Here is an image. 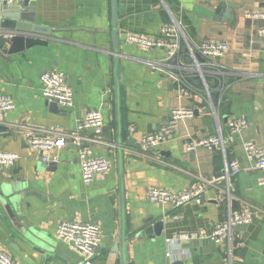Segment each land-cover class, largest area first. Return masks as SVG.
<instances>
[{
  "label": "crops",
  "instance_id": "obj_1",
  "mask_svg": "<svg viewBox=\"0 0 264 264\" xmlns=\"http://www.w3.org/2000/svg\"><path fill=\"white\" fill-rule=\"evenodd\" d=\"M23 9L33 10L51 33L32 35L47 44L14 53L0 50V95L16 103L0 122L7 126L0 130V151L19 155L13 166L0 167V186L15 199L12 208L21 226L0 222V252L18 264H81L73 245L56 238L60 223L80 221L101 228L94 264H123V253L126 264H264L263 173L245 151L248 143L264 147V19L248 16L264 12V0H117L116 10L112 0H29V8ZM167 27L180 30L192 45L206 40L230 44L220 60L221 91L211 69L200 61L211 87L208 95L185 48L180 76L188 85L169 75L178 69H172L165 50L125 41L128 34L159 37ZM115 57L120 60V109ZM51 70L62 74L73 90L72 106L50 107L42 77ZM178 108L195 115L179 123L172 140L143 148L142 138L156 133ZM93 110L104 117L103 132L86 129L79 137L94 156L109 161L110 169L84 183L77 147L69 139L58 161L49 164L29 140L75 132ZM234 118H245L249 127L233 133L228 122ZM220 133L226 158L242 169L229 182L222 179L225 157L220 148L185 149L189 139ZM199 185H207L202 198L177 210L147 197L151 188L179 194ZM228 191L232 212L253 216L250 224L234 227L231 245L184 239L182 235L210 232L228 221ZM151 227L160 235L155 230L143 236Z\"/></svg>",
  "mask_w": 264,
  "mask_h": 264
},
{
  "label": "built area",
  "instance_id": "obj_2",
  "mask_svg": "<svg viewBox=\"0 0 264 264\" xmlns=\"http://www.w3.org/2000/svg\"><path fill=\"white\" fill-rule=\"evenodd\" d=\"M17 0H0V6L4 3L10 5ZM251 18H263L264 12L254 11L248 14ZM128 44L139 46L143 49L160 48L167 52L168 59L172 62V69L169 75L177 82L187 84L181 74L183 65V49L185 48L193 63V71L200 74L201 82L205 90L211 96V87L202 70V64L197 54L206 59L205 64L211 69L213 77L219 85L218 90L224 86V77L221 74L223 68L220 60L230 51L231 46L227 42L206 40L199 44L192 45L184 34L175 28L162 29L159 37H144L134 34H128L125 37ZM192 89V86H188ZM42 92L49 102L56 101L58 106L67 108L73 105L74 92L68 85L65 77L56 70L47 71L42 77ZM16 108L14 99L9 95H0V122ZM195 112L191 109L178 108L172 111L171 119L159 128L156 133L145 135L141 144L142 147L156 148L163 142L172 140L181 121L194 117ZM229 127L233 133H240L249 127V122L245 118H234L229 120ZM104 128V117L101 111H90L80 123L78 129L71 133H61L55 137H32L29 140L30 147L41 153V159L44 163L57 162L58 153L67 146L68 139L77 147L78 159L81 167L82 180L84 183L92 182L98 175H101L110 169L109 161L104 157L94 156L93 150L89 146H84L79 137V131L92 130L96 135H101ZM134 131V128L131 127ZM220 148L224 154V171L222 179L229 182L241 172V165L238 161L228 160L225 152V141L223 135L208 136L202 139H189L185 143L187 151H195L197 148ZM247 157L255 163L258 170L263 173L260 184L264 185V147H258L252 143L245 146ZM19 155L12 151H0V167H11L18 160ZM207 190V185H199L188 191L176 194L166 189L151 188L148 191V200L160 204L170 205L173 209H180L187 203L199 200ZM229 219L227 222L216 226L210 232L200 231L182 235L184 239L205 238L211 239L216 244L231 245L232 231L234 227L243 226L252 222L250 212L244 214H234L231 210L232 196L228 191ZM56 238L67 242L76 249L82 256L81 264H94L99 255V248L102 243L101 228L92 222L64 221L60 223L56 230ZM187 241V240H186ZM0 264H18V262L7 252H0Z\"/></svg>",
  "mask_w": 264,
  "mask_h": 264
},
{
  "label": "water",
  "instance_id": "obj_3",
  "mask_svg": "<svg viewBox=\"0 0 264 264\" xmlns=\"http://www.w3.org/2000/svg\"><path fill=\"white\" fill-rule=\"evenodd\" d=\"M116 4L117 0H112V6L113 10H116ZM23 8H29V0H25L22 5H19L18 3L13 4H6L4 3L2 6H0V50L3 52L8 53H14L17 51H21L24 48H30L34 45H41V44H47V41L36 36H32L33 34L38 33H46L50 34L51 31L49 27H44L35 17V12L31 9H23ZM8 10H15L17 13L16 15H8ZM113 23H114V40L115 45L114 49L117 53V35H118V29H117V21L116 16H113ZM10 43V48L5 49V46ZM197 57L199 61L203 62L206 61L203 57H201L199 54H197ZM114 77H115V89H116V100H117V106L118 109H120V60L118 57H115V70H114ZM215 98L217 96L215 95ZM50 107L57 111L59 109L58 103L56 101L50 102ZM7 126L2 125L0 123V130H6ZM5 189V190H4ZM4 189L0 186V222L6 221L9 225H16L19 228H21L20 225L16 224V217L15 213L13 211L12 205L15 203V199L10 196V191H7L6 188ZM202 198V197H201ZM124 224V223H123ZM157 231V227H151L149 229H146L142 235H146L148 233H153L154 231ZM155 234L160 235L159 231ZM124 234V229L123 233ZM22 235H25L26 238L28 237V234L22 233ZM124 238V236H123ZM34 246H41L35 241H32ZM40 248V247H39ZM122 261L123 264H126L125 259V253L122 254Z\"/></svg>",
  "mask_w": 264,
  "mask_h": 264
}]
</instances>
